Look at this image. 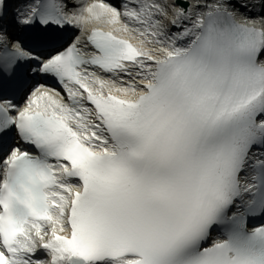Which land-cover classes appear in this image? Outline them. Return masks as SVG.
Segmentation results:
<instances>
[{"label":"snow or ice","instance_id":"1","mask_svg":"<svg viewBox=\"0 0 264 264\" xmlns=\"http://www.w3.org/2000/svg\"><path fill=\"white\" fill-rule=\"evenodd\" d=\"M121 7L23 0L39 46L83 35L41 58L8 50L0 0V264H264V16Z\"/></svg>","mask_w":264,"mask_h":264},{"label":"bare ground","instance_id":"2","mask_svg":"<svg viewBox=\"0 0 264 264\" xmlns=\"http://www.w3.org/2000/svg\"><path fill=\"white\" fill-rule=\"evenodd\" d=\"M183 1H186V0H183ZM22 2H23V0H11L13 8H12V11L7 16L6 23H4V25L7 29H10L13 26V23H14L13 16L15 15L17 7H19ZM97 2H98L97 0H84L82 2V4L84 6H87L89 4L97 3ZM121 2L123 4L125 2V0H121ZM231 3L236 9L239 10L240 13H242L244 16H247L249 18L255 19V18H259L261 16H264V9L262 7L263 4L260 3V0H231ZM244 4H247L248 7H244ZM117 9L120 10L119 7H117ZM121 11H123L122 7H121ZM239 22H243V21H239ZM256 26L260 27L261 25L257 24ZM93 27L98 28V29L105 27V28H108L109 30H112V27H119V25L109 26V25L103 24L102 22H93L92 24H88V25L84 26L85 34L88 32L89 29H91ZM71 30L77 31V35L79 37L83 38V35L78 28L73 27ZM118 35H124V34L119 33ZM131 42L136 43L135 40H132ZM61 90L64 92L63 88Z\"/></svg>","mask_w":264,"mask_h":264},{"label":"water","instance_id":"3","mask_svg":"<svg viewBox=\"0 0 264 264\" xmlns=\"http://www.w3.org/2000/svg\"><path fill=\"white\" fill-rule=\"evenodd\" d=\"M178 4H185L186 1H183V0H177L176 1Z\"/></svg>","mask_w":264,"mask_h":264}]
</instances>
